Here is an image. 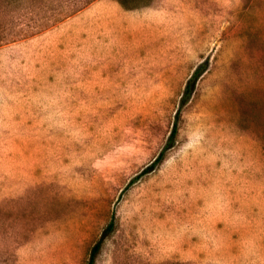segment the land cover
<instances>
[{
	"label": "rangeland",
	"instance_id": "obj_1",
	"mask_svg": "<svg viewBox=\"0 0 264 264\" xmlns=\"http://www.w3.org/2000/svg\"><path fill=\"white\" fill-rule=\"evenodd\" d=\"M126 1L0 0V264H264V0Z\"/></svg>",
	"mask_w": 264,
	"mask_h": 264
},
{
	"label": "trees",
	"instance_id": "obj_2",
	"mask_svg": "<svg viewBox=\"0 0 264 264\" xmlns=\"http://www.w3.org/2000/svg\"><path fill=\"white\" fill-rule=\"evenodd\" d=\"M119 1L125 7H129L128 6L129 4L127 3L126 0H119ZM199 77H200V71L197 70L194 73V75L192 76V78L188 81L187 85H186V88H185V91H184V94H183V99H182L181 104H185V103H187L189 101V99L191 98V96H192V94L194 92V87H195V84H196L197 79ZM179 117H180V113H177V120H178ZM177 133H178V125H177V121H176V123H175V125L173 127V130L171 132V135L169 137V142L167 143L166 149L169 148V147H171L172 144L175 142V138H176ZM163 157H164V151L159 154V156L156 158V160L154 161V163L160 162L163 159ZM150 169L151 168H148L147 171H150ZM112 227H113V224H110L109 229H112ZM107 232H108V230H107ZM103 238L94 246L90 264L93 263L96 254L100 250V247H101V243L103 241Z\"/></svg>",
	"mask_w": 264,
	"mask_h": 264
}]
</instances>
